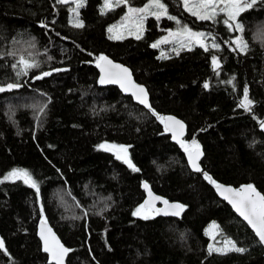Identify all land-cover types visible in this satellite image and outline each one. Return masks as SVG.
<instances>
[{
	"label": "trees",
	"instance_id": "obj_1",
	"mask_svg": "<svg viewBox=\"0 0 264 264\" xmlns=\"http://www.w3.org/2000/svg\"><path fill=\"white\" fill-rule=\"evenodd\" d=\"M148 1L112 2L102 12L105 0H81L72 16V0H0V85H21L0 92V264H54L37 234L42 218L70 248L67 264H264L255 233L203 174L264 193V3L229 21L243 24L242 33L224 23L226 12L201 20L184 0H162L167 16L149 14L139 35H116L126 5ZM184 26L204 40L158 42ZM104 55L132 69L151 109L117 86H100ZM20 56L38 67L25 71ZM245 88L251 111L241 107ZM167 114L185 121L187 145L202 147V173L165 130ZM120 146L127 152L118 153ZM13 169L27 170L39 192L23 179L5 180ZM143 181L183 202V213L134 215ZM213 221L220 243L246 251L210 254L206 227Z\"/></svg>",
	"mask_w": 264,
	"mask_h": 264
},
{
	"label": "snow or ice",
	"instance_id": "obj_2",
	"mask_svg": "<svg viewBox=\"0 0 264 264\" xmlns=\"http://www.w3.org/2000/svg\"><path fill=\"white\" fill-rule=\"evenodd\" d=\"M59 3H67L68 0H58ZM121 2V0H116V5H118ZM124 3L127 2V0H123ZM258 3H264V0H195L194 3L190 4V0H184V6L192 12L194 16H197L201 20H212L215 18V16L218 14V11L220 12H226L228 19L224 21L225 24L229 26V28H232L233 30H238L239 32H243L244 26L243 24L239 22L230 23L229 21H236L239 14L247 9L253 8ZM80 6L79 4L77 5ZM113 6L112 0H105V7L101 9V11H105L107 8H111ZM147 7H155L159 10V15H165L167 16V8L166 5H164L161 0H152L151 5L146 6L145 9H133L129 8L130 12H144L147 10ZM195 9V10H194ZM153 15H157L156 12L152 13ZM159 15H157V18L159 19ZM170 19H175V17H169ZM77 28H83L84 23L82 20H78L75 25ZM46 27V25H45ZM111 31V29H109ZM171 35H177V34H186L190 37H203L204 33H196L192 32L191 29H189L187 26H184L182 33H170ZM139 39V36L137 37ZM158 45L154 44L153 47H156ZM212 47L216 48L219 47L217 44H213ZM237 47L241 52H246L247 46L245 42L243 41L242 37H237ZM235 50V49H234ZM12 55H15V53H12ZM101 61H107L109 65H111L113 68H119L120 73L119 74H110L107 78L102 77L100 80V83H121L122 87L124 86L122 81L127 79L128 81L131 80V72L127 68H123L120 65H113L111 61L107 59L105 56H100L98 58ZM18 63L24 65L25 71L30 67H38V64L30 63L28 60H25L23 56H20ZM213 63L216 65V67H219V63L217 62V58L213 57ZM16 64H13L12 67H16ZM58 71V70H57ZM20 72H17V75H20ZM51 75L50 72L43 73V76ZM41 78V77H37ZM20 84H8L7 89H13V88H19ZM139 90L138 94H136L137 100L141 104L146 105L149 109H151V105L148 103L147 100V90L144 89L141 86H136ZM205 88L208 87L207 84L204 85ZM6 89L4 87H0V92L5 91ZM127 90V89H125ZM244 94V102L241 104V107L248 109L251 111V105L252 101L249 99V90L245 88L243 90ZM154 111V110H153ZM163 119V118H161ZM174 120L175 124L179 125L181 128H183V123L181 121L175 120V118H169ZM261 126L264 127V122H261ZM167 128V126H166ZM171 130V129H167ZM194 145H197V142L193 140L192 142ZM100 148H106L108 147L110 150V146H106L104 144H101L99 146ZM121 150L125 153L127 152V149L124 146H120ZM185 151L188 152V159L191 162L192 167L196 171H202L198 164L197 160L199 156L202 153H197L196 157H193V154L189 151V149L186 147ZM119 159H124V157L119 156ZM129 164V167L134 168V170L139 171V169H135V166L131 164L130 160L126 161ZM205 178L208 180H212L210 176L207 175V173H204ZM23 179L24 183L30 184V186L34 189H36L37 192H39V185L38 183L32 178L31 174L27 170H21V169H13L10 173H8L7 176L4 177L5 180L8 179ZM215 183V181H212ZM145 188H148V185H144ZM217 187L220 188L221 186L217 184ZM228 192H236L237 196L240 197L239 201H233V203L236 206V210L240 212L242 216L248 221V223L252 226V228L255 230L256 235L259 237L260 242H264V196L260 195L258 192H256L255 188L252 185L244 186L240 190H235L228 188L226 189ZM223 194V193H222ZM151 195V193H150ZM155 199H160L159 197H156ZM148 201H145V204H147ZM164 204L168 207L174 209L171 214L179 216L181 211L183 210L184 206L181 204H171L169 205L168 201H164ZM145 205H141L139 208L136 209V212H134V215H140L141 209H143ZM157 213L163 212V209H156ZM164 214H169L167 212H164ZM144 219H148L149 217L145 215L143 217ZM58 243V242H57ZM60 249V255L58 256L55 251L51 247H49L47 239H45V247L44 251L51 252L52 257L54 260L58 261V264H62L63 262V255H65L69 249H66L63 247V245H58ZM4 248L3 240L0 239V249ZM246 249L242 247H237L236 243L234 241L228 240L225 242V247L223 248H214L213 246H209V253L217 252L221 254H227L229 252H238L243 253Z\"/></svg>",
	"mask_w": 264,
	"mask_h": 264
},
{
	"label": "water",
	"instance_id": "obj_3",
	"mask_svg": "<svg viewBox=\"0 0 264 264\" xmlns=\"http://www.w3.org/2000/svg\"><path fill=\"white\" fill-rule=\"evenodd\" d=\"M104 56L107 57V59L109 61H111L113 65H120L123 68L129 69L130 72H131V80L130 81H128L127 79L123 80L122 81V83L124 85L123 87H122L121 83H100V80H101L102 77H106L107 78L110 74H119L120 73V69L119 68H113L111 65H109L107 63V61L99 60L98 64H97V69L99 71L98 81H99L100 86H109V85L117 86V87H119V89L122 91L123 94L131 96L134 99V101H136L137 103H139L143 107L149 109L146 105L141 104L139 102V100H137V98H136V94H138V92H139V90H138V88L136 86H141V87H143L144 89L147 90V100H148V103L151 105L150 94H149V91H148L147 87L145 86V84H143V83L139 82L138 80H136L132 69L127 64H125V63H123V62H121L119 60H115L111 56H108V55H104ZM12 84H16V83H12ZM7 85L8 84L0 85V87H4L6 89L5 91L12 90V89H7ZM13 89H16V88H13ZM125 89H127V90H125ZM170 117L171 118H175V120L181 121L183 123V128H181L179 125L175 124L174 120L169 119ZM162 118H163L162 122H163V126H164L165 130L171 135L172 140L182 149V151H183V153H184V155L186 157V160H187L190 168L193 171H195V172H198V173L201 172L202 173L203 169H202L201 160L203 158L204 151H203L202 147L199 146V145H198V147L196 145L195 146L187 145V143L185 141V136H186V133H187V125H186L185 121L183 119L179 118L178 116L173 115V114L163 115ZM166 126H167V128H166ZM167 129H171V130H167ZM261 129H262V131L264 133V127L261 126ZM186 147L193 154L194 158L196 157L198 152L202 153L199 156L198 160H197V164H198L199 168L202 171H196L192 167L191 162L188 159V152L185 151ZM121 151L122 150L119 149L118 153H121ZM204 173H207V172L203 171V174ZM207 175L210 176L209 174H207ZM212 181H215L213 178H212V180H209V182L214 187L217 195L222 200H224L227 204H229L232 207V209L236 212V214L238 216H240V218H242L248 224V226L251 228V230L255 233V230L248 223V221L244 218V216H242L240 214V212H238L236 210V206L233 203V201H239L240 197L237 196L236 192H228V191H226V189H228V188L235 189V190H240L244 186H247V185H250V184H243L240 187H236L234 185H231V184H228V183H224V182H221V181H215V183H213ZM145 184L148 185V188L144 187ZM217 184H219L221 187L218 188ZM142 186H143V188L145 190V197H144V201H143V204H142V205H145V207L143 209H149V210L155 212L157 215L178 217L176 215L171 214L175 210L170 208V207H168L167 205H165L164 201L165 200L168 201L169 205L178 203V204H181V205L184 206L183 202L177 201V200H169L165 196H163V195H161L159 193H156L146 181H143ZM252 186L255 188L256 192H258L260 195L264 196V193L262 191H260L256 186H254V185H252ZM150 193H151V195H150ZM156 197H159L160 199H155ZM145 201H148V203L145 204ZM156 209H163L164 211L160 212V213H157L155 211ZM183 211H184V208L181 211L180 215L183 213ZM164 212H167L169 214L166 215V214H164ZM37 234H38V237H39V239L41 241V245H42L43 251H44V247H45V239H47L49 247H51L53 249V251H55L57 253L58 256L60 255V249H59L58 245H63L64 248L70 250V248L62 241V239L60 238L59 234L56 232L55 228L52 226V224L46 218H42L38 222ZM255 235H256V233H255ZM257 238L259 239L258 236H257ZM0 239H2L1 235H0ZM3 244H4V241H3ZM261 244L264 247V242H261ZM44 252H46V251H44ZM46 253L48 254L49 260L51 262H53L54 264H58V261L53 259L51 252H46ZM69 253H70V251H68L65 255H63L62 264H67V259H68Z\"/></svg>",
	"mask_w": 264,
	"mask_h": 264
},
{
	"label": "rangeland",
	"instance_id": "obj_4",
	"mask_svg": "<svg viewBox=\"0 0 264 264\" xmlns=\"http://www.w3.org/2000/svg\"><path fill=\"white\" fill-rule=\"evenodd\" d=\"M81 0H72V5H71V15H75L78 11V4L80 3ZM112 2H116V0H112ZM161 2L165 5V3L161 0ZM195 0H190V4L194 3ZM122 3V2H121ZM152 0H149L148 2L141 4V5H126V15L124 16V20L123 22H121L118 25L114 26V30L116 34L118 36H121L125 33H131L133 35H139L140 33H142L143 31V20L144 18L149 15L152 14L153 12H156L157 15H159V10L156 9L155 7H147V10L144 12H130L129 8H133V9H145L146 6L151 5ZM195 10V9H194ZM78 20H76L77 22ZM179 31H183L181 28H179ZM176 29H170L167 33H165L163 36H161L159 38L158 42H162L163 39L166 38H170V37H185V38H193V39H200L202 37H190L186 34H177V35H171L170 33H181ZM192 32H196L195 30H192ZM204 37V36H203ZM237 37H239L238 35L235 36V42L237 44ZM205 38V37H204ZM201 40H204L203 38ZM149 209L146 211L147 213H149ZM206 232L210 237V245L213 246L214 248H223L225 247L224 244L220 243V238L217 237V225L216 222H210V224L206 227Z\"/></svg>",
	"mask_w": 264,
	"mask_h": 264
}]
</instances>
